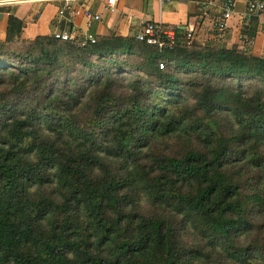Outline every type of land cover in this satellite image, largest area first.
I'll return each mask as SVG.
<instances>
[{
	"label": "trees",
	"instance_id": "16d2710c",
	"mask_svg": "<svg viewBox=\"0 0 264 264\" xmlns=\"http://www.w3.org/2000/svg\"><path fill=\"white\" fill-rule=\"evenodd\" d=\"M23 27L0 43V264H264V58Z\"/></svg>",
	"mask_w": 264,
	"mask_h": 264
},
{
	"label": "crops",
	"instance_id": "0c3cea01",
	"mask_svg": "<svg viewBox=\"0 0 264 264\" xmlns=\"http://www.w3.org/2000/svg\"><path fill=\"white\" fill-rule=\"evenodd\" d=\"M104 0H84L78 5L89 8L100 15L99 22L87 25L81 17L70 20L71 30L75 36L91 35L104 37L115 35L118 37L135 36L142 25L148 22H157L171 28L184 30L187 25L196 23L195 36L199 41L211 39V17L215 9L205 6V0H117L116 11L109 14L103 10ZM63 7L61 2H42L22 0L21 3L0 7V43L6 37V27L9 15H13L24 24L21 39L34 40L38 36H51L65 30L64 20L59 18L58 10ZM245 10L244 0H235L234 14L230 27L222 37L227 48L232 46L243 50L238 40L240 17ZM242 24V23H241ZM264 26V14L248 27V32L254 39L250 53L257 58H264V34L259 33ZM221 38V37H220ZM245 51V50H244Z\"/></svg>",
	"mask_w": 264,
	"mask_h": 264
},
{
	"label": "built area",
	"instance_id": "2783aa9c",
	"mask_svg": "<svg viewBox=\"0 0 264 264\" xmlns=\"http://www.w3.org/2000/svg\"><path fill=\"white\" fill-rule=\"evenodd\" d=\"M42 2H61L63 7L58 10L59 18L66 23V29L53 36L60 41H71L76 36L71 30L70 20L75 17H81L85 20L87 25L96 23L101 20L100 15L94 13L89 8L82 5H78V2L84 0H31ZM168 1V0H165ZM245 10L240 17V30L238 34V40L242 43L243 50L250 49L254 44L253 37L248 32L249 23L252 19H258L264 14V0H244ZM22 0H0V7L4 5H13L21 3ZM117 0H104L103 10L109 14H113L116 11ZM206 7H212L215 9L214 15L211 17V30L214 36L222 37L226 35L227 30L230 27V22L234 14L235 0H205ZM185 41H190L193 37L195 27L194 24L187 25L184 29ZM259 33L264 34V26L260 27ZM84 40H89L90 43H94L95 39L91 35L81 36ZM137 42L144 43L149 46L156 47L159 51L173 46L175 42V31L173 28L167 27L161 23L148 22L142 25L141 29L135 35ZM162 68V65L159 66Z\"/></svg>",
	"mask_w": 264,
	"mask_h": 264
},
{
	"label": "rangeland",
	"instance_id": "374dc122",
	"mask_svg": "<svg viewBox=\"0 0 264 264\" xmlns=\"http://www.w3.org/2000/svg\"><path fill=\"white\" fill-rule=\"evenodd\" d=\"M214 36V35H213ZM216 38L215 39H212L211 41L218 45V46H225L224 42L222 41V39L218 36H215Z\"/></svg>",
	"mask_w": 264,
	"mask_h": 264
}]
</instances>
